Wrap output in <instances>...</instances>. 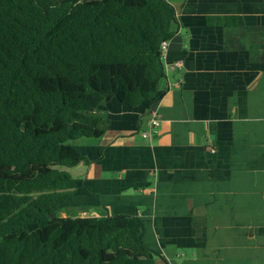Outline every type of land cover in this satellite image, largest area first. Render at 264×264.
<instances>
[{"label": "crops", "instance_id": "1", "mask_svg": "<svg viewBox=\"0 0 264 264\" xmlns=\"http://www.w3.org/2000/svg\"><path fill=\"white\" fill-rule=\"evenodd\" d=\"M166 2L162 96L99 108L110 127L74 143L90 164L60 216H127L156 264H264V0Z\"/></svg>", "mask_w": 264, "mask_h": 264}, {"label": "trees", "instance_id": "2", "mask_svg": "<svg viewBox=\"0 0 264 264\" xmlns=\"http://www.w3.org/2000/svg\"><path fill=\"white\" fill-rule=\"evenodd\" d=\"M176 24L166 0H0V264H156L127 216L60 206L90 164L73 143L110 127L99 108L162 96Z\"/></svg>", "mask_w": 264, "mask_h": 264}, {"label": "built area", "instance_id": "3", "mask_svg": "<svg viewBox=\"0 0 264 264\" xmlns=\"http://www.w3.org/2000/svg\"><path fill=\"white\" fill-rule=\"evenodd\" d=\"M167 43L168 42H163L161 44V50H162L163 54H164V51L166 49ZM174 66H178V64H175ZM150 114H151V118H150V122H149V130L151 131L155 127H158L159 119H158V116L155 112H151ZM143 137H149L148 132L144 133ZM211 152H214V149H211Z\"/></svg>", "mask_w": 264, "mask_h": 264}, {"label": "rangeland", "instance_id": "4", "mask_svg": "<svg viewBox=\"0 0 264 264\" xmlns=\"http://www.w3.org/2000/svg\"><path fill=\"white\" fill-rule=\"evenodd\" d=\"M81 141H83L82 139H80V140H78V141H75L74 143L76 144V145H78L79 143H82ZM73 143V144H74ZM71 173H73V172H71ZM74 173H75V171H74Z\"/></svg>", "mask_w": 264, "mask_h": 264}, {"label": "water", "instance_id": "5", "mask_svg": "<svg viewBox=\"0 0 264 264\" xmlns=\"http://www.w3.org/2000/svg\"><path fill=\"white\" fill-rule=\"evenodd\" d=\"M53 217V216H52Z\"/></svg>", "mask_w": 264, "mask_h": 264}]
</instances>
